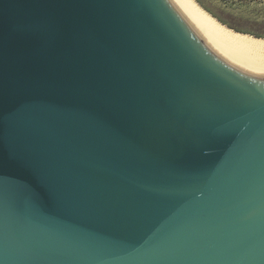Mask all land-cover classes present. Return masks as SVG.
I'll return each instance as SVG.
<instances>
[{"label":"water","instance_id":"obj_1","mask_svg":"<svg viewBox=\"0 0 264 264\" xmlns=\"http://www.w3.org/2000/svg\"><path fill=\"white\" fill-rule=\"evenodd\" d=\"M0 264H264V69L174 0H0Z\"/></svg>","mask_w":264,"mask_h":264},{"label":"bare ground","instance_id":"obj_2","mask_svg":"<svg viewBox=\"0 0 264 264\" xmlns=\"http://www.w3.org/2000/svg\"><path fill=\"white\" fill-rule=\"evenodd\" d=\"M174 2L193 25L221 51L238 62L264 69V38L226 27L195 0H174Z\"/></svg>","mask_w":264,"mask_h":264},{"label":"rangeland","instance_id":"obj_3","mask_svg":"<svg viewBox=\"0 0 264 264\" xmlns=\"http://www.w3.org/2000/svg\"><path fill=\"white\" fill-rule=\"evenodd\" d=\"M226 27L264 38V0H195Z\"/></svg>","mask_w":264,"mask_h":264}]
</instances>
